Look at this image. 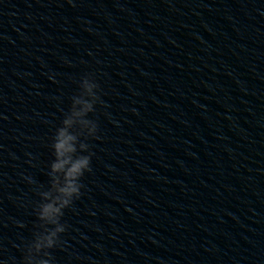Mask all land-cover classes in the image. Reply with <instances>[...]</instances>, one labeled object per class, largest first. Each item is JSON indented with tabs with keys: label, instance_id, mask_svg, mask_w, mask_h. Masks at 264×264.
Here are the masks:
<instances>
[{
	"label": "clouds",
	"instance_id": "clouds-1",
	"mask_svg": "<svg viewBox=\"0 0 264 264\" xmlns=\"http://www.w3.org/2000/svg\"><path fill=\"white\" fill-rule=\"evenodd\" d=\"M81 83L88 87L72 97L71 107L64 112L61 126L52 137L54 160L47 173L50 184L46 190L39 192L41 202L36 208V215L40 223L33 239L25 246L23 264H50L48 250L60 244V234L66 230L61 223L64 210L80 197L83 187L80 180L85 172L91 171L92 154L84 141L95 137L97 132L96 122L88 117L99 100L95 91L98 85L89 77H84ZM86 92H91L90 98L85 95ZM86 152L87 155L83 154ZM37 249L40 250L39 256L36 255Z\"/></svg>",
	"mask_w": 264,
	"mask_h": 264
}]
</instances>
